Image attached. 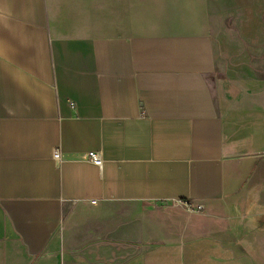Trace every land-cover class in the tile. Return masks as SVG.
Masks as SVG:
<instances>
[{"label": "crops", "instance_id": "obj_1", "mask_svg": "<svg viewBox=\"0 0 264 264\" xmlns=\"http://www.w3.org/2000/svg\"><path fill=\"white\" fill-rule=\"evenodd\" d=\"M262 3L0 0V264H264Z\"/></svg>", "mask_w": 264, "mask_h": 264}, {"label": "built area", "instance_id": "obj_2", "mask_svg": "<svg viewBox=\"0 0 264 264\" xmlns=\"http://www.w3.org/2000/svg\"><path fill=\"white\" fill-rule=\"evenodd\" d=\"M88 156H89V158H90L93 162H95V163L98 164V165H101V163H102V158H101V156L99 155V153H97V152H95V151H91V152H89ZM53 157H54L55 159H57V160H60V159H61V150H60V148H56V149L54 150ZM93 202H96V200H93ZM181 202H183V204L187 207V209H189V210H190V209H195V208L193 207V205H192L189 201L184 200V201H181ZM196 209H198V210L203 209V205H198V207H197Z\"/></svg>", "mask_w": 264, "mask_h": 264}, {"label": "rangeland", "instance_id": "obj_3", "mask_svg": "<svg viewBox=\"0 0 264 264\" xmlns=\"http://www.w3.org/2000/svg\"><path fill=\"white\" fill-rule=\"evenodd\" d=\"M259 12H260V23H264V17H263L264 4L263 3L259 7ZM262 32L264 33V31H259V32H255L254 34L257 35L259 33V36H261L263 35Z\"/></svg>", "mask_w": 264, "mask_h": 264}]
</instances>
